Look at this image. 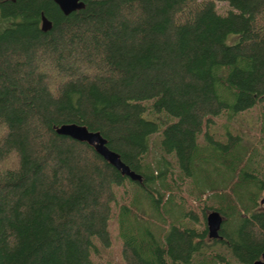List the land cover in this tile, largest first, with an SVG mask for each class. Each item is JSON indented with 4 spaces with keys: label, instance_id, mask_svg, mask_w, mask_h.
<instances>
[{
    "label": "trees",
    "instance_id": "16d2710c",
    "mask_svg": "<svg viewBox=\"0 0 264 264\" xmlns=\"http://www.w3.org/2000/svg\"><path fill=\"white\" fill-rule=\"evenodd\" d=\"M262 193L264 0H0V264H103L111 219L123 264H252Z\"/></svg>",
    "mask_w": 264,
    "mask_h": 264
},
{
    "label": "water",
    "instance_id": "95a60500",
    "mask_svg": "<svg viewBox=\"0 0 264 264\" xmlns=\"http://www.w3.org/2000/svg\"><path fill=\"white\" fill-rule=\"evenodd\" d=\"M63 14L80 9L82 7V0H52ZM40 29L45 31L50 28V21L43 15L40 18ZM57 134L66 135L77 141L85 142L93 148L109 165L116 169L121 175H124L131 181H140V175L130 169L125 163L121 161L119 155L106 146V140L100 135L98 131H90L85 126L77 125L75 123H65L55 127ZM260 203H264V195L260 199ZM223 218L220 214L211 210L205 215V226L207 236L209 238L219 237L218 231ZM252 264H264V250L261 252L259 259Z\"/></svg>",
    "mask_w": 264,
    "mask_h": 264
},
{
    "label": "rangeland",
    "instance_id": "374dc122",
    "mask_svg": "<svg viewBox=\"0 0 264 264\" xmlns=\"http://www.w3.org/2000/svg\"><path fill=\"white\" fill-rule=\"evenodd\" d=\"M216 7L218 11L222 12L226 8V5L224 3H217ZM253 114L254 112L243 114L244 116H242L241 119L235 121V127L244 134V138L247 141L255 143L254 140L258 137V134L252 129L255 119V115ZM255 145H257V143ZM157 156H159L157 148L152 147L150 154H148V159ZM262 195H264V193H262L261 196ZM259 207L264 210V204H259ZM108 228L110 234L109 246L100 250L98 255L94 256V259L100 260L103 264H123L119 254V239L113 219L110 220Z\"/></svg>",
    "mask_w": 264,
    "mask_h": 264
}]
</instances>
